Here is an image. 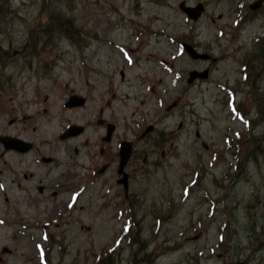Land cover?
<instances>
[{
	"label": "rangeland",
	"instance_id": "374dc122",
	"mask_svg": "<svg viewBox=\"0 0 264 264\" xmlns=\"http://www.w3.org/2000/svg\"><path fill=\"white\" fill-rule=\"evenodd\" d=\"M251 1L0 0V133L34 127L29 136L48 153L55 144L42 141L58 131L59 102L71 87L90 90L94 106L102 100L107 109L113 106L120 131L129 138L136 125L157 129L137 140L145 162L129 198L138 222L131 242L116 237L126 217L100 206L98 184L78 202L82 210L56 214L69 192L56 197L37 192L33 185L46 182L42 164L30 163L27 172L33 176L24 181L0 172V264H46L39 259V245H46L50 264H227L233 259L264 264V40L254 41L264 34V9L249 11ZM181 2H202L205 10L193 21L179 8ZM241 2L248 3L239 9ZM56 16L72 20L77 42L42 33ZM181 41L216 60L191 59ZM242 57L249 59L251 75L239 84ZM206 67V80L187 83L189 70ZM111 93L117 98L111 100ZM228 93L246 117L232 113ZM35 94L40 101L48 95L46 112L42 102L30 103ZM90 107L89 102L83 112ZM77 113L82 111L69 115ZM246 119L252 120L248 129ZM238 131L247 134L235 158L226 137L234 139ZM85 135L94 132L88 128ZM34 156L23 160L29 163ZM1 159L26 169L12 154ZM197 172L198 183L187 197L184 185ZM204 197L218 200L215 212ZM223 222L227 245L214 250ZM113 240H120L119 247L108 254Z\"/></svg>",
	"mask_w": 264,
	"mask_h": 264
},
{
	"label": "flooded vegetation",
	"instance_id": "af4514ba",
	"mask_svg": "<svg viewBox=\"0 0 264 264\" xmlns=\"http://www.w3.org/2000/svg\"><path fill=\"white\" fill-rule=\"evenodd\" d=\"M73 90H70L68 95L63 96L62 106L64 110H80L87 108V105L91 104L90 110L94 107L97 109L101 115V117L94 116L93 120L90 123L85 121L76 122L75 120H61L59 124V136L57 137V141L62 144V147L58 146L53 147L51 153L45 154L43 151H40L37 148V145L33 142L32 148L28 151H18L16 149H2V145L0 147L2 152L0 156H4L5 154H12L14 157H19V164L24 163L26 169L19 170L17 167H9L7 166L4 170L11 172L13 174L17 173L24 180H28V177L33 176V173H28V168L30 163H35L37 165L43 164L44 168L47 170L46 172L49 174L45 177L46 183H43L41 180L37 181V184H34L33 187L37 190L39 194H43L45 192H50L51 195H57L60 189H53L50 185L56 181H63L66 185L63 186V189L68 191L71 189L81 191H86L90 185L100 182L103 183L105 180L111 181L114 180L116 187L123 191L124 195H129V193L133 190L134 184V173L139 171V164L145 161L144 154L142 152H135V145H132L131 155L126 164L124 165L121 172H119V144L121 141H125V137L121 139H117L114 142L116 128L113 129L111 135L107 138L105 137L106 128L109 124H112V116L109 114V119L107 120L103 117V108L101 105H97L95 103V98L87 96L85 94L84 102L80 105L70 104L69 97L71 94H74ZM79 93V92H78ZM84 94V93H83ZM49 97L44 96L43 102L48 104ZM37 99L35 103H37ZM102 100L101 103H103ZM69 103V105H67ZM66 104V105H65ZM43 110H47V107H44ZM63 111V110H62ZM96 113V112H95ZM89 115H93L91 112H85L81 116L86 118ZM82 123V124H81ZM72 124H79L81 129L79 132L75 134H70L66 138H61L60 133L64 132L68 126ZM89 124L95 130H98L97 134L88 139L85 134L87 132ZM31 130L35 131L36 129L32 128ZM32 132L30 130H22L20 133H10L11 136L16 138H21L24 140L32 141L30 139L29 133ZM8 134V133H4ZM141 137H145L144 135ZM34 153L35 158H32L31 162L27 163V160H23L26 156ZM63 155L62 158H58V155ZM5 162V161H4ZM52 166V167H51ZM62 166H64L65 171H62ZM60 168L57 177H51L53 174L49 172V169ZM125 177V179H124ZM123 178L122 183H118V180ZM61 192V191H60ZM81 193V194H82ZM80 196H77V200ZM79 208H81L79 206Z\"/></svg>",
	"mask_w": 264,
	"mask_h": 264
},
{
	"label": "trees",
	"instance_id": "16d2710c",
	"mask_svg": "<svg viewBox=\"0 0 264 264\" xmlns=\"http://www.w3.org/2000/svg\"><path fill=\"white\" fill-rule=\"evenodd\" d=\"M62 17H54L52 21H50L49 25L42 30V33L50 36L52 38L56 33L65 34L70 39L74 41H78V34L73 33V22L71 19L66 18L64 22L61 21ZM52 27V30L49 31V28ZM57 29L58 32L53 33ZM53 33V34H52Z\"/></svg>",
	"mask_w": 264,
	"mask_h": 264
},
{
	"label": "water",
	"instance_id": "95a60500",
	"mask_svg": "<svg viewBox=\"0 0 264 264\" xmlns=\"http://www.w3.org/2000/svg\"><path fill=\"white\" fill-rule=\"evenodd\" d=\"M258 5H259V3L257 4V6ZM183 9H184V11H186L188 13V15L190 17H192L193 19H197L199 17V15L201 14V12L203 11V6L201 4H198L195 7H191V8L190 7H185ZM187 50L192 53L193 57H207L206 55L196 53L190 46H187ZM196 76L204 77L205 73H199V72H196V71H192L190 73L189 81H192ZM0 139L3 140V141L4 140L9 141L11 143H16V142H20L21 141V140H17L16 142H14L8 136H3Z\"/></svg>",
	"mask_w": 264,
	"mask_h": 264
},
{
	"label": "bare ground",
	"instance_id": "6f19581e",
	"mask_svg": "<svg viewBox=\"0 0 264 264\" xmlns=\"http://www.w3.org/2000/svg\"><path fill=\"white\" fill-rule=\"evenodd\" d=\"M149 60H150V58H147V61L143 63V70H144V68H145V64H146V66H147V63H148ZM161 60L164 61L163 57H161ZM159 79H160L161 82H163V77H161V78H159Z\"/></svg>",
	"mask_w": 264,
	"mask_h": 264
}]
</instances>
